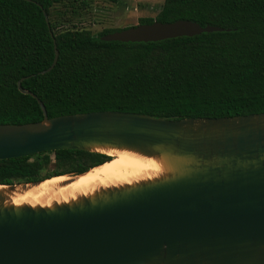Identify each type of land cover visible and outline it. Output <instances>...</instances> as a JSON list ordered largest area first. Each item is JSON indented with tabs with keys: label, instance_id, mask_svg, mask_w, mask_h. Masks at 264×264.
Masks as SVG:
<instances>
[{
	"label": "water",
	"instance_id": "water-1",
	"mask_svg": "<svg viewBox=\"0 0 264 264\" xmlns=\"http://www.w3.org/2000/svg\"><path fill=\"white\" fill-rule=\"evenodd\" d=\"M222 31L228 30L153 21L99 39L153 43ZM53 50L39 74L54 66V43ZM20 81L17 91L36 100L42 119L0 124V160L118 150L158 161L162 173L50 207L14 206L6 196L49 178L0 185V264H264V113L171 120L99 111L47 118Z\"/></svg>",
	"mask_w": 264,
	"mask_h": 264
},
{
	"label": "trees",
	"instance_id": "trees-1",
	"mask_svg": "<svg viewBox=\"0 0 264 264\" xmlns=\"http://www.w3.org/2000/svg\"><path fill=\"white\" fill-rule=\"evenodd\" d=\"M58 2L0 0V124L42 119L36 100L17 91L20 79L47 118L99 111L171 120L264 113V0H163L153 18L138 24L187 20L228 31L153 43L103 42L99 37L112 30L62 29L51 18ZM53 43L56 62L39 74L52 62ZM106 160L73 150L0 160V185L75 175Z\"/></svg>",
	"mask_w": 264,
	"mask_h": 264
},
{
	"label": "bare ground",
	"instance_id": "bare-ground-1",
	"mask_svg": "<svg viewBox=\"0 0 264 264\" xmlns=\"http://www.w3.org/2000/svg\"><path fill=\"white\" fill-rule=\"evenodd\" d=\"M98 152L110 160L72 178L54 177L36 185L17 186L13 191L6 192L8 203L14 206L50 207L52 204L68 203L79 197L90 196L99 189L129 185L162 173L159 162L151 158L127 151ZM0 189L4 188L0 186Z\"/></svg>",
	"mask_w": 264,
	"mask_h": 264
},
{
	"label": "rangeland",
	"instance_id": "rangeland-1",
	"mask_svg": "<svg viewBox=\"0 0 264 264\" xmlns=\"http://www.w3.org/2000/svg\"><path fill=\"white\" fill-rule=\"evenodd\" d=\"M162 2L163 0H59L54 5V16L51 18L62 29H83L95 35L104 29L115 32L134 27L138 25L140 18H153ZM75 176L55 178L68 179Z\"/></svg>",
	"mask_w": 264,
	"mask_h": 264
}]
</instances>
